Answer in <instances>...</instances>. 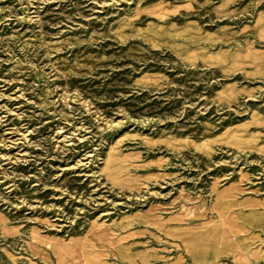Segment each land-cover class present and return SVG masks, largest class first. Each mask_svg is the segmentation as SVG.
<instances>
[{"label": "rangeland", "instance_id": "obj_1", "mask_svg": "<svg viewBox=\"0 0 264 264\" xmlns=\"http://www.w3.org/2000/svg\"><path fill=\"white\" fill-rule=\"evenodd\" d=\"M0 264H264V0H0Z\"/></svg>", "mask_w": 264, "mask_h": 264}, {"label": "bare ground", "instance_id": "obj_2", "mask_svg": "<svg viewBox=\"0 0 264 264\" xmlns=\"http://www.w3.org/2000/svg\"><path fill=\"white\" fill-rule=\"evenodd\" d=\"M163 18V17H162Z\"/></svg>", "mask_w": 264, "mask_h": 264}]
</instances>
